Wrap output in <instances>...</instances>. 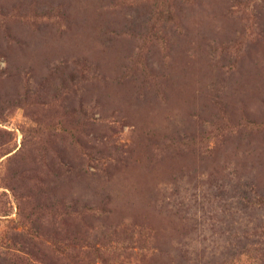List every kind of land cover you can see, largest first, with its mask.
<instances>
[{
	"label": "rangeland",
	"instance_id": "1",
	"mask_svg": "<svg viewBox=\"0 0 264 264\" xmlns=\"http://www.w3.org/2000/svg\"><path fill=\"white\" fill-rule=\"evenodd\" d=\"M258 195L264 0H0V264H253Z\"/></svg>",
	"mask_w": 264,
	"mask_h": 264
},
{
	"label": "trees",
	"instance_id": "2",
	"mask_svg": "<svg viewBox=\"0 0 264 264\" xmlns=\"http://www.w3.org/2000/svg\"><path fill=\"white\" fill-rule=\"evenodd\" d=\"M246 205V203H245ZM247 205H250L252 210L258 211V208H264V195H258L254 197L251 201H248ZM252 231L250 236L252 239L250 240V246L253 254V264H264V224L253 222ZM243 250H239L236 252L237 256L242 254Z\"/></svg>",
	"mask_w": 264,
	"mask_h": 264
}]
</instances>
